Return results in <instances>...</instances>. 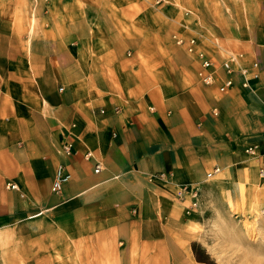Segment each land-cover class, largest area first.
<instances>
[{
	"label": "crops",
	"instance_id": "obj_1",
	"mask_svg": "<svg viewBox=\"0 0 264 264\" xmlns=\"http://www.w3.org/2000/svg\"><path fill=\"white\" fill-rule=\"evenodd\" d=\"M231 56L250 86L222 93ZM215 166L227 205L262 207L264 0H0V264H186L175 195Z\"/></svg>",
	"mask_w": 264,
	"mask_h": 264
},
{
	"label": "rangeland",
	"instance_id": "obj_2",
	"mask_svg": "<svg viewBox=\"0 0 264 264\" xmlns=\"http://www.w3.org/2000/svg\"><path fill=\"white\" fill-rule=\"evenodd\" d=\"M154 2L165 4L169 0ZM121 15L122 21H129L126 12ZM172 36L176 41L179 38ZM208 183L206 180L207 188L197 185L176 192L179 201L190 200L185 208L184 234L177 236L184 248H179L176 256L186 264L190 259L192 264H264V204L243 215L238 205L237 208L227 205L230 203L218 195L219 190Z\"/></svg>",
	"mask_w": 264,
	"mask_h": 264
},
{
	"label": "built area",
	"instance_id": "obj_3",
	"mask_svg": "<svg viewBox=\"0 0 264 264\" xmlns=\"http://www.w3.org/2000/svg\"><path fill=\"white\" fill-rule=\"evenodd\" d=\"M177 43L180 45H185V49L189 52V53H197L198 58L200 59V63H201V67H200V71L198 73V77L201 81V83L204 86H212L215 85L217 83L218 80V67L215 66L214 62L206 56V54L202 51H198V40L196 38H191L189 40H183L180 38H177ZM235 64H238V61L236 59V57L231 56L229 58H227L223 63H222V68L225 71V73L227 74V78L223 81V83L221 84L219 90L222 93H227L234 85V80H233V74L235 72H240L241 75L244 77V86L245 87H249V76H250V72L248 68L245 67H240V68H236ZM252 76L253 78H259L260 76V66L258 62H254L252 63ZM215 113V111H214ZM216 114V113H215ZM66 154H71V145H67L64 148ZM258 152V147L257 146H250L248 148H246V153L249 155H256ZM91 154H88L87 156L89 157ZM102 170L101 166L98 165L96 167V172L99 173ZM221 172V168L219 166H215L214 169L207 173L206 175V179L207 180H211L214 178V176L218 173ZM260 175L262 178H264V167H262L260 169ZM70 179V176L65 175L63 173L62 168H59L56 172V178L55 181L53 183V187H52V191L53 192H60L62 190L63 184L66 183L68 180ZM9 187L11 189L14 190H18V186L15 184H10ZM23 196V195H22ZM194 196H196V194H194ZM263 214H264V210H263Z\"/></svg>",
	"mask_w": 264,
	"mask_h": 264
},
{
	"label": "trees",
	"instance_id": "obj_4",
	"mask_svg": "<svg viewBox=\"0 0 264 264\" xmlns=\"http://www.w3.org/2000/svg\"><path fill=\"white\" fill-rule=\"evenodd\" d=\"M200 261H202V260H200Z\"/></svg>",
	"mask_w": 264,
	"mask_h": 264
}]
</instances>
